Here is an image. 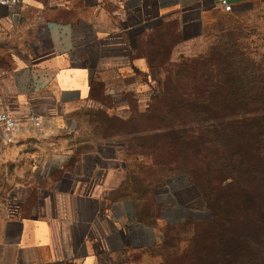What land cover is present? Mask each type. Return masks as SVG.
Masks as SVG:
<instances>
[{"label": "crops", "instance_id": "1", "mask_svg": "<svg viewBox=\"0 0 264 264\" xmlns=\"http://www.w3.org/2000/svg\"><path fill=\"white\" fill-rule=\"evenodd\" d=\"M228 1L236 8L258 0ZM214 12H224L219 0H23L17 12L0 6V90L6 109L19 120L11 134L0 125V161L41 155L33 149L36 139L55 142L76 132L80 111L98 104V83L106 94H116L108 87L114 74L123 94L138 97L153 84L149 61L135 55L131 35L156 21L178 19L182 32L200 27L197 36L183 39L188 48ZM32 115L43 118L44 133L30 122ZM70 158L59 153L42 160L57 164ZM140 159L146 158L122 150L83 155L76 163L90 166L89 172L48 176L31 213L22 204L13 211L0 203V264H147L149 250L162 244L163 228L189 219L194 199L158 196ZM180 179L190 193L188 179ZM179 204L183 214H164V207Z\"/></svg>", "mask_w": 264, "mask_h": 264}, {"label": "rangeland", "instance_id": "2", "mask_svg": "<svg viewBox=\"0 0 264 264\" xmlns=\"http://www.w3.org/2000/svg\"><path fill=\"white\" fill-rule=\"evenodd\" d=\"M203 25L201 30L204 33L188 48L182 47L183 39L197 36L200 27L199 25L188 27L182 32L181 21L178 19L156 21L149 25L150 30L141 32L139 35H131L130 45L136 48L135 55L142 54V52L156 55L160 52L161 55L157 60L161 63L164 61V67L167 66L169 59L180 63L183 59L214 54L215 51L236 50L244 54L241 57L238 56V61H241L243 66L250 64L255 76L264 77V0L243 4L233 8L231 12L209 13ZM180 46L182 49L175 51ZM239 68L241 69V66ZM164 73L162 68L156 67L153 76L160 78ZM241 76L239 72H233L228 77L239 78ZM112 79L108 87L110 90L111 88L115 90L116 94L102 93L97 105L82 109L76 119L78 125L76 132L62 134L55 142H47L48 137L41 138L43 142L36 139L40 142L33 149L39 150L41 155L25 156L14 162L0 161V203L10 204L13 211L19 204H22V210L31 213L38 197H42L40 191L48 176L57 179L62 178L66 171L89 172L90 166L87 165L83 169L76 163L80 156L90 155L96 151L112 155L117 150H122L129 156L141 155L146 158L140 159L141 163L146 162L145 171L141 169L145 173L144 178L158 196L168 200L170 196H177L180 200L188 197L194 199L189 219L163 228L162 244L156 249L149 250L148 256L151 257L147 259V264H221L219 261L208 260L207 256L209 248L214 243L218 244V241L217 239L214 241V237L211 236L215 234V230H212L213 224H211L214 219L210 217L204 192L192 183L186 174L169 171L175 168L172 166H176V162L184 164L191 162L194 165L195 175L198 173L204 176L208 162L204 158L206 146L196 140L189 142L190 144L181 140L176 142V138H165V134H154V132L142 136L138 141L133 140L131 134L128 135L123 130L124 128L129 129L128 125L137 126L147 123L146 117L148 116L145 117V112L150 103V96L159 89L157 81L141 89L138 92V100L135 95L122 93L124 84L120 78L115 77V74ZM113 103L115 107L116 103L119 105L127 103L129 107L126 109L108 108ZM129 120L133 123L129 124L127 122ZM156 123L160 122L152 121V124ZM185 129L191 130L192 125L186 124ZM188 134L191 132L185 133V136ZM59 139L62 140L61 143H58ZM128 140L131 143L128 144ZM58 144H60L59 147ZM196 152L199 153L195 154ZM59 153L71 156V158L65 163L57 164L42 160L49 154ZM49 166H52L50 171ZM186 166L189 167V165ZM182 176L188 179L190 193L180 187ZM223 191L228 193H222L223 197L230 196L234 207L237 206L234 203L238 197L237 188L234 186ZM16 198L19 200L14 201ZM163 212L180 216L184 213V208L181 204L177 207L173 205L169 208L164 207Z\"/></svg>", "mask_w": 264, "mask_h": 264}, {"label": "trees", "instance_id": "3", "mask_svg": "<svg viewBox=\"0 0 264 264\" xmlns=\"http://www.w3.org/2000/svg\"><path fill=\"white\" fill-rule=\"evenodd\" d=\"M142 54L152 74L156 67L165 73L160 78L153 76L159 89L150 96L147 123L128 125L123 131L135 141L154 132L176 138V142L196 140L206 146L204 176L195 175L191 162H176L169 171L186 174L205 194L214 219L211 236L218 241L209 248L208 260L264 264V77L255 76L250 64L243 66L238 56L244 54L236 50L215 51L180 63L169 59L165 67L164 61L157 60L160 52ZM233 72L242 76L228 77ZM102 93L105 86L98 83L93 93L97 102ZM111 107L116 108L114 103ZM154 120L160 123L152 124ZM186 124L192 129L186 130ZM187 132L191 134L185 136ZM234 186L238 191L235 207L230 196L222 195Z\"/></svg>", "mask_w": 264, "mask_h": 264}, {"label": "built area", "instance_id": "4", "mask_svg": "<svg viewBox=\"0 0 264 264\" xmlns=\"http://www.w3.org/2000/svg\"><path fill=\"white\" fill-rule=\"evenodd\" d=\"M219 1L225 12L233 11V5L228 0ZM0 6L7 7L12 10V12H17L23 7V0H0ZM30 122L39 132L44 133L45 124L41 116H30ZM18 123V118L6 109L5 97L0 90V125L2 126L3 131L6 134H11L18 127Z\"/></svg>", "mask_w": 264, "mask_h": 264}]
</instances>
